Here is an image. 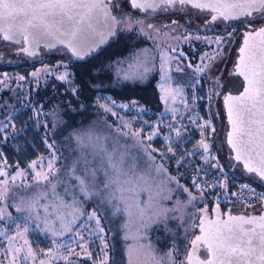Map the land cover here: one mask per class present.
<instances>
[{
    "label": "snow or ice",
    "instance_id": "6c2138e0",
    "mask_svg": "<svg viewBox=\"0 0 264 264\" xmlns=\"http://www.w3.org/2000/svg\"><path fill=\"white\" fill-rule=\"evenodd\" d=\"M125 3L143 16L123 10ZM188 9L196 10L198 18L203 17V26L210 31L214 30L211 26L220 23L245 25L243 44L239 48L233 72L243 77V91L239 95L224 94L217 90L218 85L221 88L224 86L220 85L219 78H214L208 90V101L210 108L213 95L223 97L231 126L227 133L228 144L236 153L234 159L242 161L248 173H255L264 180V0H0V44L14 45V54L27 57L37 56V49L51 50L59 44L71 57L84 60L96 46L108 38L118 37L122 32L135 31L155 42L152 33L159 34L169 27L175 31L179 21L171 19L170 24L157 26L149 17L157 18L158 13L190 16ZM234 34L235 31L217 36H200L198 33L193 36L189 33L177 37L184 41L194 38L207 42L209 47L213 44L216 46L212 55L205 53L201 63L195 66L197 79L191 85L193 89L203 78L201 74H212L216 57L223 56L226 43ZM171 53L176 55L168 51L160 53L162 83L159 88L165 93L160 99L169 105L170 102L175 104L179 97L184 107L189 109L187 100L183 98L184 89L168 87L172 83L168 75L172 62H177L175 72L182 73L184 68L178 61L187 57L176 48H172ZM3 55L0 52V58ZM133 58L136 75H125L124 79L146 78L155 67L148 50L128 57ZM206 60L213 63H205ZM187 67L192 68L193 65L189 63ZM68 69L66 62L59 61L52 67L45 65L37 68L27 77L9 76L7 72L0 74V84H3L0 91L8 88L9 81L16 82L18 88L23 87L21 82L26 79L36 83V88L30 87L22 99L18 97L21 99L20 107L31 112L21 128L16 127L20 108L11 107L8 100L0 97V136L7 142L10 138L25 135L33 126L34 130L43 129L41 141L47 152V155L30 161L27 169H21L17 163L14 175L9 173L7 160L0 152V240L6 242L0 244V255L3 256L0 264H36L41 255L45 259H39V264H53L54 261L73 264V258L80 257L92 260L94 253L90 249L95 239L99 240L100 247L96 250L99 255L94 264H116L114 253L110 255L111 248L103 223L109 219V214L113 218L127 216L129 222L135 217L138 232L153 227L163 231L168 241L166 252L157 255L159 250L149 240L148 249L154 264H264V214L233 216L226 213V219L219 216L206 219L205 205L198 212L188 215L185 210L197 207L198 198L188 187L180 185L165 166L166 161L170 163L172 159H175L178 167L191 166V162L184 157L197 154L206 164L216 161L210 152L209 139L215 133L210 118L200 122L203 118L198 115H181L179 119H188L189 125H196L201 139L192 151L180 157L176 153L184 145L189 125L177 123L174 107L166 108V111L172 112V122L161 125L159 121L163 117L160 116L154 123L142 119L147 110L135 101L117 104L111 97H103L104 102L97 99L95 106L105 115L116 118L107 127L113 129L117 138L112 139L111 132L105 136L98 135L93 126L87 131L73 129L65 136L64 132L70 124L63 118L66 114L60 112L59 104L45 111V104L39 99L33 100L32 93L36 92L38 96L41 80L47 81L48 77L62 86L74 85ZM79 91L78 86L66 87L62 95L70 93L79 101ZM191 99L194 104L200 97L194 93ZM67 103L69 109L75 111L72 102ZM6 108L11 110L5 112ZM117 109L134 111L136 118L125 120L117 115ZM138 124L141 126L136 127ZM145 128L151 131L146 133ZM164 128H167L165 150L152 148L151 142L160 136ZM58 135L64 137L65 143H75L74 148L70 146L69 155L59 146ZM120 138L131 140L140 147L150 161L146 171H141L142 158L132 155V150L127 146H122ZM210 166L223 176L225 169L218 162L210 163ZM201 170L197 167L194 170L197 175L192 179V187L199 193V199H203L210 189H226V177L221 179L217 176L208 183L198 175ZM60 187L64 188L63 195L58 192ZM240 187L250 190L246 184ZM20 188L35 191L29 196L15 198L16 190ZM180 190L187 194V200H177L174 206H166L165 201H172L174 193ZM141 192L147 193L146 202L140 199ZM69 193L70 201L66 199ZM82 201L89 204L91 209L83 207ZM9 208H14L17 215H13ZM128 227L127 222L122 225L125 240L128 239ZM33 231L50 237L52 247L46 252H37L29 240Z\"/></svg>",
    "mask_w": 264,
    "mask_h": 264
},
{
    "label": "trees",
    "instance_id": "16d2710c",
    "mask_svg": "<svg viewBox=\"0 0 264 264\" xmlns=\"http://www.w3.org/2000/svg\"><path fill=\"white\" fill-rule=\"evenodd\" d=\"M124 6L129 5L125 3ZM144 49L148 50L149 58L152 60V64L155 65L154 69L150 71L144 79H124L125 75L135 76L137 72V69L134 66L136 63L135 59H128V57H134L135 53ZM158 50V43L150 42L149 45H147L144 36L139 35L137 32H122L118 35V37L110 38L105 44L86 56L84 60H76L71 57V55L66 54L59 57L53 56L50 58H44L39 61L23 59L12 64H6L2 61L0 62V70H5L9 76L17 74L27 77V74L36 70L37 66L45 64L48 67H52L51 64L57 61L66 62L69 65L68 70L72 74L70 78L75 81V84L62 86L59 82L53 80L52 77H48L47 81L41 80L39 95L37 96L36 92L32 93L33 100L39 99L43 102L45 104V111H48L53 106L59 104L60 112L66 114L63 118L70 124V127H68L64 132L65 136L71 132L70 130L72 128H80L83 131H87L86 129L88 125L98 124L102 128L99 130V135L105 136L111 132L112 139H116L117 134L113 131V129L107 127V125H111L116 118L102 113L95 106L94 102L97 99L103 103V97H111L117 104H131V102L135 101L137 105L147 110L146 114L142 116V119L147 120L149 123L156 122L158 116H160L163 117L159 121L160 124L165 125L164 122L171 118V114H163L160 112L161 102L156 85L159 72ZM121 61H123V63H120ZM152 64H149L148 66L152 67ZM130 65H133V67H130ZM21 83L23 84V87L18 88L16 82L9 81L8 88L0 91V97L8 100L9 104L11 103V107L20 108L16 120L17 128H21L24 125L25 120L31 116V112L27 108L20 107L21 99L23 96L28 94L30 87L36 88V83L33 80L26 79V81ZM73 86L79 87V101H77L75 97H72L70 93L68 95H62L66 87L70 88ZM0 89H3V84H0ZM57 89L59 91H57ZM18 97L21 99H18ZM68 101L72 102V107L75 111L69 109L67 103ZM194 105L199 116H208L215 128V123H213L211 113L208 109V102L205 100H198L195 101ZM9 110L11 109L6 108L5 112ZM116 111L117 115L122 116L125 120H134L136 118V113L134 111L119 109ZM179 118V123L189 125V122ZM140 126L141 125L139 124L136 125V127ZM148 130L149 128H145V132ZM166 132L167 128H164V131L160 134V136L154 138L151 142L152 148L161 151L165 150L163 137ZM199 132L200 131L197 129L195 124L189 125L184 145L181 146L180 150L176 153L177 157L182 156L185 152L192 151V144L195 140L194 135L196 134V136H200ZM42 135L43 129L34 130L33 126L27 130L25 135H21L16 139L10 138L7 142H4L3 136H0V152H3V158H6L7 160L9 165L8 171L15 170L17 163L20 168H27L30 161L41 155H47L45 146L41 141ZM57 139L60 141L59 146L64 151L66 148L63 147L64 145H70L73 143V141L65 143L64 137L60 135L57 136ZM120 140L121 142L126 141L124 138H120ZM216 141V133H214L209 139L210 151L213 150V146ZM66 153L67 152H65V154ZM219 158L222 159V155H220ZM184 159L186 161H190L191 166L186 165L184 167H178L175 159H172L170 163L166 161L165 166L168 168L169 173L177 178L180 185L188 187L192 194L197 196V207H195L196 212H198V209L204 208L205 205H207V211H209L211 205L214 203L206 194L203 196V199H199V193L192 187V177L190 171L193 168L200 167L210 174H214L216 176H220V174L216 169H213L210 166L212 161L205 164L198 159V154L192 157H184ZM157 160H160L159 155H157ZM225 161L226 160L224 159V162ZM221 163L223 162L221 161ZM224 165L227 167L226 163H224ZM225 177L228 181L226 189H222L220 187L211 189L214 197L216 198V203L220 205L222 210H229L233 205H235L234 200L228 195L229 186L231 185V180L233 178L246 180L252 183L255 188L264 191V184H259L252 178L241 174L238 170H227L226 173H223V176H220L221 179H224ZM180 194L184 197L187 195L185 193ZM81 203L83 207L85 206L86 208L91 209L89 204L83 201ZM259 204L260 200H257L256 207H259ZM237 209L246 210L236 207V210ZM123 219V215L119 218H113L109 214V219L103 222L106 235L108 237V243L111 248L110 255L114 253V260L116 264H125L126 261L124 249L125 240L122 228L124 222ZM172 226H175L174 222L172 223ZM146 233L147 240H150L158 250H168V241L164 238L163 231H158L155 227H153L152 229L147 230ZM29 240L36 250H45L52 245L49 237L41 235L39 232L35 231L29 235ZM157 241L162 242L158 243ZM99 247V240L95 239V242L92 243L90 249L94 253L93 259L89 260L85 257L73 258V264H94L96 256L99 255L96 251ZM53 264H63V261H54Z\"/></svg>",
    "mask_w": 264,
    "mask_h": 264
},
{
    "label": "flooded vegetation",
    "instance_id": "af4514ba",
    "mask_svg": "<svg viewBox=\"0 0 264 264\" xmlns=\"http://www.w3.org/2000/svg\"><path fill=\"white\" fill-rule=\"evenodd\" d=\"M123 0H121L122 2ZM137 12L136 10H132ZM191 12V15H181V16H168L163 14H157V18L149 19L151 22L157 24V26H163L165 24H170L171 19H178L179 26L176 27L175 31H172V28L163 29V31L159 34L152 33V36L155 38V43H158L160 46H164L168 51L171 52L172 48H176L178 51H183L186 59L180 60L182 67L184 68V80L187 83H183V95L186 100H191V97L195 93L197 97H200L198 100H205L208 102V109L211 113V117L213 119V123H215V133L217 141L213 146V150L211 153L216 157V161L227 171V170H238L236 167H233L230 163L225 167L224 163L220 162V155H223L224 148L226 150L225 144L223 142V108L222 96H212L211 107L209 108V88L212 86V79L219 78L220 85L224 87L221 88L219 85L217 86L218 91H223L224 94L228 92H233L238 89L240 84V78L237 75L233 74V64L235 62L238 47L241 41V32L245 29V25L243 23L232 22L231 26L220 23L218 25L211 26L214 30H209L203 26V17L198 18V13L194 9H188ZM137 16H143L142 13L137 12ZM206 15V14H205ZM235 31V34L230 38V40L226 43L225 50L223 56H217L214 63L215 67L212 69V74L204 73L202 75V79L200 83L196 85V88L193 89L191 85L197 79V75L195 73V66L201 63V57L204 56L205 53L212 55L214 53L215 45L213 44L211 47L208 46L207 42L191 39L188 41H184L182 39H177V37H181L183 35H187L191 33L195 36L197 33L200 36H217V35H227L228 32ZM144 39L149 45L150 42H154L152 38L144 36ZM14 45H6L0 44L1 52L4 53L3 57L0 58V62H4L6 64H12L16 61H21L23 59H38L42 58L46 54L53 52H44L41 49V53L36 57L27 58L24 55L14 54L12 49ZM176 55V53H173ZM62 55H66L63 53ZM36 59V60H37ZM191 63L193 65L192 68H188V64ZM205 63H213L212 61H205ZM9 71V70H8ZM16 74H13V76ZM196 100V101H198ZM11 106V103H10ZM5 111V110H4ZM227 168V169H226ZM239 171V170H238ZM258 207L251 208L252 211L257 210Z\"/></svg>",
    "mask_w": 264,
    "mask_h": 264
},
{
    "label": "rangeland",
    "instance_id": "374dc122",
    "mask_svg": "<svg viewBox=\"0 0 264 264\" xmlns=\"http://www.w3.org/2000/svg\"><path fill=\"white\" fill-rule=\"evenodd\" d=\"M125 11H128V10H131L129 6H124V9ZM132 11V10H131ZM134 15H139L137 14V12L135 11H132ZM161 51H168L166 48H164V46H160L159 45V50H158V79H157V82H156V85H157V89H158V95H159V99L161 97V95H164L165 93H162L160 88H159V85L162 83L161 81V73H160V53ZM0 52H1V48H0ZM171 55H175L173 53H171L170 51H168ZM65 53L62 49L60 50H57L53 53H49V54H46L45 56H43L42 58H36V59H30L32 61H39V60H42L44 58H50V57H59V56H62V54ZM66 54V53H65ZM59 62V61H57ZM57 62L51 64V66H54L55 64H57ZM179 65L182 67L183 65L181 64L180 61H178ZM45 66V64L43 65H40V66H37V68H41ZM177 66V62L176 61H173L170 68L171 70L168 72V75L171 77L172 79V83L170 85H168V87L170 88H178V87H182L183 88V83H187L185 80H184V72L182 73H177L175 72V67ZM61 71H63V69H60ZM6 72L5 70H0V74ZM17 75V74H16ZM14 75V76H16ZM183 98L184 100H186L185 96L183 95ZM160 102H161V110L160 112L161 113H169L171 114V118L169 120H167L165 123V125L169 124L172 122V112L170 110L166 111V108H170V107H174L176 109V115L177 117H181V115H184V116H199L196 108H195V105L193 104V101L191 100H187L188 102V105H189V109H186L183 105V103L181 102L180 98L178 97L177 98V101L175 102V104H170L169 105H166L161 99H160ZM66 116V115H64ZM201 118H203L200 122H203V120H207L209 119L208 116H199ZM185 120L186 122H189L188 119H183ZM154 123V122H153ZM177 123H179L177 121ZM90 126H93L94 127V130H95V133L99 135V130H101V126L100 125H94V124H91V125H88L87 126V129H89ZM73 128L70 130L72 131ZM11 131V129H9V132ZM151 129H149L147 132H150ZM146 132V133H147ZM167 133V132H166ZM165 133V134H166ZM200 134V132H199ZM195 137V140L192 144V148L193 146L201 139V135L200 136H196V134L194 135ZM164 138V137H163ZM72 145V146H71ZM121 145L122 146H127L128 148H130L132 150V155H139L142 159H141V171H146L147 168L150 166V161L147 159V157L144 155V153L141 151L140 147L135 145V143L131 140H126V141H122L121 142ZM70 146L72 148L75 147V143L73 142L72 144L70 145H64L63 147L65 148V152H67L66 154L69 155L70 154ZM111 150V149H109ZM211 152V151H210ZM135 153V154H134ZM212 154V153H211ZM213 155V154H212ZM143 156V157H142ZM198 159L201 161V157L200 155L198 154ZM224 159L226 160L224 162ZM159 162V160H157ZM223 162V163H226L227 165H229V160H228V157H227V152L224 148V151H223V155H222V159L220 158V162ZM203 162V161H201ZM204 163V162H203ZM206 164V163H205ZM21 169H27L26 167L25 168H21ZM16 170V169H15ZM15 170H12V171H9V173L11 175H14L15 174ZM139 174V173H138ZM170 174V173H169ZM171 176H173L172 174H170ZM174 177V176H173ZM173 188H175V185H172ZM35 191V189H23V188H20V189H17L16 190V193H15V198H18V197H21V196H29L31 195L33 192ZM182 190L179 191V193H174V199L172 201H165V205L168 206V207H172L175 205V202L177 200H183V201H186L187 200V195L184 197L183 195H181L180 193H183L181 192ZM58 192L60 194L63 195L64 193V188L63 187H60L58 189ZM66 199H68L69 201L71 200V194L69 193V195L66 197ZM140 199L142 201H147L148 200V195L147 193H144V192H141L140 193ZM84 205V204H83ZM85 207V206H84ZM231 210H236V206L233 205L231 208ZM229 209V210H230ZM90 210V209H89ZM9 211L13 214V215H17V213L15 212V209L14 208H9ZM187 212L188 215H191L192 213H196V208H193V207H189L188 209L185 210ZM177 215H179V213H177ZM124 222H123V225L127 222L129 224V227L127 229V236H128V239H124L125 240V254L128 253L130 255V259H131V264H154V262L152 261L151 259V253L148 249V244H149V240H147V233L146 231L145 232H138L137 231V219L134 217L132 221H128V217L127 216H124ZM123 236H125V230L123 229ZM143 236L144 238L141 239L140 237ZM50 238V237H49ZM0 244H6L5 241L3 240H0ZM154 246V245H153ZM52 245L48 248H46L45 250L43 251H47L49 248H51ZM155 247V246H154ZM34 248V247H33ZM156 248V247H155ZM157 249V248H156ZM36 250V249H35ZM37 252H40L41 250H36ZM67 251V250H66ZM65 251V252H66ZM167 251V250H166ZM166 251H163V250H159L157 252V255L163 253V252H166ZM129 255H126V261H125V264H129ZM0 259H3V256L0 255ZM39 259H45V257H43L42 255L38 258L36 264H39Z\"/></svg>",
    "mask_w": 264,
    "mask_h": 264
},
{
    "label": "water",
    "instance_id": "95a60500",
    "mask_svg": "<svg viewBox=\"0 0 264 264\" xmlns=\"http://www.w3.org/2000/svg\"><path fill=\"white\" fill-rule=\"evenodd\" d=\"M128 5L130 7V4H128ZM257 27H259V25H257ZM245 30L246 29L242 30V32H241V41H240V45L238 47V51H237V56H236L235 62L233 64V72H234V66H235V64H236V62L238 60V57H239V48L243 44V39H244L243 32ZM109 39L110 38L106 39L104 41V43L99 44L98 46H96L94 48V51L97 50L103 44H105ZM41 49H37L38 55L41 53ZM60 49H62L66 54L71 55L70 53H67L64 50V46L63 45H59V44H57L56 45V48H54V49H51V50H43V51L44 52H53V51H57V50H60ZM94 51H92V52H94ZM27 58H32V57H27ZM238 77L240 78V81H241L240 84H239V86H238V89L235 90V91H233V92H228L226 94H229L230 93L232 95H239L240 92L243 91V83H244L243 77H240V76H238ZM222 108H223V124H224L222 137H223V142H224L225 147H226V152H227V157H228L229 163L233 167H236L241 174L252 178L253 180L257 181L259 184H264V180H261L255 173H248L244 169V166H243V162L242 161H236L234 159L236 153L233 151L232 147L228 144V138H227V133H228V131L231 130V126L229 125L228 117H227V111H226V109L224 107V103L223 102H222ZM211 163H215V161H212ZM213 209H216V211L213 212ZM226 213H230L233 216H237V215L260 216V215L264 214V201L260 202L258 209L255 210V211H252L251 209H246V210H239V209H237V210H222L219 204H213V205H211L209 211H207L205 213V217H206V219H215L217 216H219L222 219H226V216H225ZM198 222L199 221L197 220V223ZM197 232H198V230H197ZM189 238H192V237H189ZM201 255H206V254L202 253Z\"/></svg>",
    "mask_w": 264,
    "mask_h": 264
},
{
    "label": "built area",
    "instance_id": "2783aa9c",
    "mask_svg": "<svg viewBox=\"0 0 264 264\" xmlns=\"http://www.w3.org/2000/svg\"><path fill=\"white\" fill-rule=\"evenodd\" d=\"M195 169L196 168H193L190 171L192 179L194 175H197V173H195L194 171ZM226 172L227 171L225 170L224 173ZM198 175H200L201 177H204L208 183H211L217 177L214 174L208 173L204 169H202ZM243 184L248 185L250 190L241 189L240 185H243ZM232 193H237V195L233 196ZM205 194L213 201L214 204H217L216 198L214 197L211 189L208 190ZM228 195L234 200L236 207L242 208V209L256 207L257 200H260V202L264 201V199H261V197H264V191L255 188V186L252 183L246 180H243V179L240 180V179L233 178L231 180V185L229 186Z\"/></svg>",
    "mask_w": 264,
    "mask_h": 264
}]
</instances>
